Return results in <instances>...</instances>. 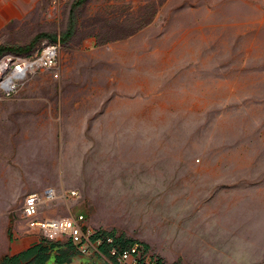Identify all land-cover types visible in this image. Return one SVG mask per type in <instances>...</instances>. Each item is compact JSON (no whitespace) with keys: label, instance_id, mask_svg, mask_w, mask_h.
Wrapping results in <instances>:
<instances>
[{"label":"rangeland","instance_id":"374dc122","mask_svg":"<svg viewBox=\"0 0 264 264\" xmlns=\"http://www.w3.org/2000/svg\"><path fill=\"white\" fill-rule=\"evenodd\" d=\"M76 1H34L33 15L0 30L2 55L41 34L62 38ZM74 23L60 78L37 73L0 101V263L15 231L30 235L25 197L49 189L79 197L48 204L43 217L84 215L88 228L110 229L123 246L145 249L139 221L151 244L154 222L180 236L187 224L218 221L225 230L205 231L217 238L200 250L208 264L264 262V205L218 219L203 205L214 191L234 189L227 199L239 200L246 192L237 189L248 188L250 200L264 187V0H88ZM52 42L40 38L28 54ZM203 167L225 175L201 186L211 192L205 203L180 207L199 188L187 174ZM53 245L76 251L65 239ZM46 251L17 264H43Z\"/></svg>","mask_w":264,"mask_h":264},{"label":"crops","instance_id":"0c3cea01","mask_svg":"<svg viewBox=\"0 0 264 264\" xmlns=\"http://www.w3.org/2000/svg\"><path fill=\"white\" fill-rule=\"evenodd\" d=\"M34 1L46 0H0V30L6 27L9 22L13 21L15 19L14 17L19 18L22 16L33 15V10L35 8ZM34 92H37L35 88L27 89L25 95L29 97L31 94H35ZM78 92L80 94L81 91L79 90ZM64 95L68 96L69 93H64ZM22 101L25 100L23 99ZM64 101L70 102L68 99ZM97 101L99 102V99H97ZM79 102L81 101L76 100L77 104ZM191 171L193 173H189L187 175H195L197 177L193 179V181L185 179V182L187 184L193 182L192 185L195 184L199 188L197 191H195L194 189H190V195L194 201L192 204L185 203L184 205H180V207L182 208L192 209V207L194 206L197 208L198 205L205 203V198H207V196H209L211 192L208 189L203 190L201 186H205L206 188H208L211 183L215 184L217 183V181H219L216 178H218L220 175H225L224 173H221L220 169H210L204 167L191 169ZM215 176L216 178H214ZM255 189V195H253V198L250 200L249 197H251V195L249 193L250 189L248 188L237 189V191L246 192V194L241 193V196L237 197V199L239 200L227 199V192L233 191L234 189H221L219 191H214L216 195H212L213 198H209V204L203 205L206 211H208L209 214H215L217 216V219L220 214L250 217L254 213L255 205H258L256 207L257 209H261L263 207L262 205H264V187H257ZM240 202L243 204V206L237 207ZM237 208H239V211H237ZM189 212L190 211H188V213ZM258 213L261 212L258 211ZM158 224L154 222L152 230V232L154 233L153 244L149 242L150 239H147V233L142 231V229L146 226L145 222L139 221V233L137 238L139 240H145V242L147 243L143 244L148 246V248H151L156 255L167 261L169 264H174L177 260V257L175 258V250L180 254V256H183L182 264L211 263V260H207L205 254H203L200 250H202V248L205 247L209 241L215 240V238H217V235L213 234H217L220 230L224 231L226 228L224 226V223H218V221H216V223H209L204 228H201L198 225L193 227L192 224H187L180 230L181 235L175 236L174 234H172L174 232V229L171 227V225ZM89 229L97 231L92 229L91 227H89ZM103 231L110 232V229L103 228ZM205 231H209L213 234L209 232L206 233ZM26 233V231L24 232L21 230L17 232L15 231V241H13V244L10 248V257H22L31 254V257L26 260V263H28L32 262L35 257L47 250L45 253L47 258L45 259V262H43V264H110L105 258L96 253H92L89 255L78 254L76 253V251L70 250L67 246L61 245V247H56L53 245L54 243L59 242H49L46 239L42 240L41 236L39 235H26ZM206 234L208 235L206 236ZM25 246H27L28 248H25ZM190 249H192L193 251V255L191 256L187 254ZM211 256L213 257V255ZM190 257L192 258L190 259Z\"/></svg>","mask_w":264,"mask_h":264},{"label":"built area","instance_id":"2783aa9c","mask_svg":"<svg viewBox=\"0 0 264 264\" xmlns=\"http://www.w3.org/2000/svg\"><path fill=\"white\" fill-rule=\"evenodd\" d=\"M64 1V0H62ZM60 41L46 44L37 53H7L0 57V101L12 98L23 90L25 83L37 73L46 71L55 79L60 78ZM77 192L59 194L53 189L44 193H30L23 201L22 218L27 224L28 233L39 235L49 242L65 239L82 255L96 253L110 264H161L140 244L123 247L116 237L93 231L86 226L84 215L68 218L43 217L45 206L60 199H77ZM255 264H264L255 263Z\"/></svg>","mask_w":264,"mask_h":264},{"label":"trees","instance_id":"16d2710c","mask_svg":"<svg viewBox=\"0 0 264 264\" xmlns=\"http://www.w3.org/2000/svg\"><path fill=\"white\" fill-rule=\"evenodd\" d=\"M88 0H77L73 5H72V8H71V11H70V21H69V26H68V30L67 32L62 36V38H60L59 40H57L56 37L54 36H50V35H47V34H41V35H38L35 37V39L32 41V43L29 45V46H26V47H22V48H16V49H11L9 51H12V52H15V54H28L31 49L35 46V43L37 42V40H39L40 38H43V37H47L51 40H53L52 43H55L57 41H60V43H65L66 41H68L71 36L73 35L74 33V20H75V10L85 4ZM4 52V49H0V56L2 55V53ZM100 233H103L104 235H111L113 237H115V234L114 233H107L105 231H100ZM118 242H122L123 240L122 239H117ZM134 244H140L138 241H129L127 244H124L123 247L127 248L131 245H134ZM145 249H148V246H144ZM31 257V254H28V255H25V256H22V257H5L3 259V261L0 263V264H17L20 260H27L28 258ZM161 264H165V263H162L161 260H159Z\"/></svg>","mask_w":264,"mask_h":264}]
</instances>
